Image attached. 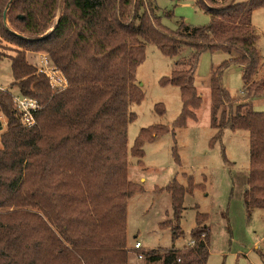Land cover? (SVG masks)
Returning <instances> with one entry per match:
<instances>
[{"label":"trees","instance_id":"16d2710c","mask_svg":"<svg viewBox=\"0 0 264 264\" xmlns=\"http://www.w3.org/2000/svg\"><path fill=\"white\" fill-rule=\"evenodd\" d=\"M195 4L209 14V23L181 19L171 29L163 17L173 12L161 13L155 0H0V36L22 48L8 56L14 84L40 105L36 123L26 127L12 92L0 90V112L7 119L0 135V264H130L127 203L144 188L129 179L127 130L134 117L130 106L144 97L136 73L146 43L170 57L186 47L192 52L161 79L181 90L183 107L174 128L161 123L141 128L132 156L143 165L147 141L175 135L188 118L196 119L203 101L195 85L200 56L221 50L233 56L212 68L210 119L219 131L211 143L227 128L249 131L243 201L249 215L264 209V112L251 101L236 103L222 83L225 69L236 63L242 66L245 98L264 95V80L255 79L263 62L253 25V12L264 8V0ZM23 49L48 53L68 87L53 89ZM156 110L163 114L165 107L157 103ZM195 186L190 177L188 187L175 179L166 187L174 217L163 225L171 227L174 239L183 235L178 223L184 195ZM208 217L197 214L183 248L140 249L144 264H207Z\"/></svg>","mask_w":264,"mask_h":264},{"label":"rangeland","instance_id":"374dc122","mask_svg":"<svg viewBox=\"0 0 264 264\" xmlns=\"http://www.w3.org/2000/svg\"><path fill=\"white\" fill-rule=\"evenodd\" d=\"M195 1L155 0V3L161 13L173 12L172 17H163V23L176 29L181 19L192 25L209 23V14L198 8ZM60 13L59 6L54 21ZM6 23L10 27L9 22ZM253 25L258 36L256 45L263 62L255 79L264 80V8L254 10ZM18 48L22 49L0 36V87L13 95L21 94L14 84L8 56L14 55ZM191 52L192 49L186 47L179 55L170 57L155 44L146 43V58L137 68L136 83L141 87L144 97L139 103L130 106L134 117L127 130L128 174L129 179L141 184L144 191L133 194L127 203L129 263L144 264V259L139 260L132 249L136 241H140L143 249L147 250L173 246L183 248L188 245L200 212L209 215L205 222L211 232L207 264H264V209L257 208L249 215L243 201L250 166L249 131L227 128L222 131L221 138L211 143L219 130L211 125L209 77L213 67L233 55L221 50L203 52L197 65L198 91L203 101L195 110L196 119L188 118L185 126L175 128V135L169 132L156 140L147 141L143 165H139L131 154L141 128L157 123L174 128V121L183 107L181 90L172 84H162L161 79L179 67L176 60L188 57ZM25 54L37 73H42L38 70V63L43 55L55 65L44 51L25 50ZM242 75V66L231 64L224 71L222 83L236 103L251 101L254 110L264 112V95L245 98ZM157 103L164 105L163 114L156 110ZM0 123L2 135L6 130L7 119L1 112ZM190 177L196 186L193 192L184 195V210L178 223L183 235L174 239L171 227L163 225V222L174 217L172 196L166 187L174 179L188 187ZM163 187L166 190H156Z\"/></svg>","mask_w":264,"mask_h":264},{"label":"built area","instance_id":"2783aa9c","mask_svg":"<svg viewBox=\"0 0 264 264\" xmlns=\"http://www.w3.org/2000/svg\"><path fill=\"white\" fill-rule=\"evenodd\" d=\"M38 70L49 79L50 85L54 89L64 90L68 87V81L65 75L55 65L51 64L46 55L41 56L38 63ZM19 112L22 125L30 127L36 123L35 112L40 108L39 102L32 97L23 95H14L13 98ZM140 241H136L132 249L136 252L137 257L144 259L138 251L142 249Z\"/></svg>","mask_w":264,"mask_h":264},{"label":"crops","instance_id":"0c3cea01","mask_svg":"<svg viewBox=\"0 0 264 264\" xmlns=\"http://www.w3.org/2000/svg\"><path fill=\"white\" fill-rule=\"evenodd\" d=\"M197 69H198V66H197V68H196V70H195V85L197 86V88H198V86H199V83L197 82ZM211 72H212V70H211ZM210 76H211V74H210ZM209 86H210V77H209ZM5 88L4 87H0V90H4Z\"/></svg>","mask_w":264,"mask_h":264},{"label":"water","instance_id":"95a60500","mask_svg":"<svg viewBox=\"0 0 264 264\" xmlns=\"http://www.w3.org/2000/svg\"><path fill=\"white\" fill-rule=\"evenodd\" d=\"M6 16V15H5ZM0 126H1V123H0Z\"/></svg>","mask_w":264,"mask_h":264}]
</instances>
